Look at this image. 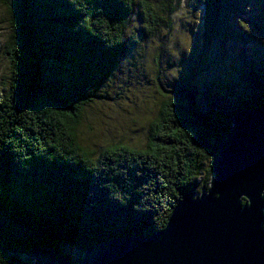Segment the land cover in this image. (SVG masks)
Segmentation results:
<instances>
[{"label":"trees","instance_id":"obj_1","mask_svg":"<svg viewBox=\"0 0 264 264\" xmlns=\"http://www.w3.org/2000/svg\"><path fill=\"white\" fill-rule=\"evenodd\" d=\"M180 2L0 0L16 30L5 51L13 87L0 106V264H34L28 251L39 246L76 263L109 238L156 233L185 191L209 190L232 113L264 108L263 49L232 71L233 81L181 79L159 90L141 147L118 141L95 151L77 133L136 37L169 29ZM197 2L202 38L249 40L234 23L248 0ZM132 16L139 22L129 37Z\"/></svg>","mask_w":264,"mask_h":264},{"label":"water","instance_id":"obj_2","mask_svg":"<svg viewBox=\"0 0 264 264\" xmlns=\"http://www.w3.org/2000/svg\"><path fill=\"white\" fill-rule=\"evenodd\" d=\"M230 122L209 190L185 191L159 231L96 243L76 263L34 247V264H264V108L241 107Z\"/></svg>","mask_w":264,"mask_h":264},{"label":"rangeland","instance_id":"obj_3","mask_svg":"<svg viewBox=\"0 0 264 264\" xmlns=\"http://www.w3.org/2000/svg\"><path fill=\"white\" fill-rule=\"evenodd\" d=\"M170 20L171 27L158 36L136 37L105 84L102 98L85 108L77 133L87 148L97 151L118 141L143 146L161 93L181 79L192 84L216 77L233 81L232 71L250 60L254 49L264 50V0H248L243 14L235 16L234 23L249 36L246 43L238 38H202V8L197 0L180 2ZM138 22L131 17L127 36ZM15 31L14 13L0 4V106L10 99L13 70L5 51ZM64 250L75 253L69 247Z\"/></svg>","mask_w":264,"mask_h":264},{"label":"flooded vegetation","instance_id":"obj_4","mask_svg":"<svg viewBox=\"0 0 264 264\" xmlns=\"http://www.w3.org/2000/svg\"><path fill=\"white\" fill-rule=\"evenodd\" d=\"M13 87V86H12ZM100 225V224H99ZM99 225H97V227L99 226Z\"/></svg>","mask_w":264,"mask_h":264}]
</instances>
